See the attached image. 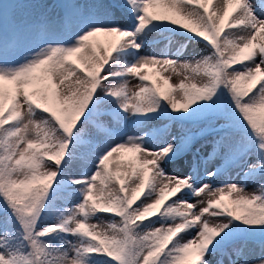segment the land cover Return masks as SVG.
I'll list each match as a JSON object with an SVG mask.
<instances>
[{"label": "snow or ice", "instance_id": "snow-or-ice-1", "mask_svg": "<svg viewBox=\"0 0 264 264\" xmlns=\"http://www.w3.org/2000/svg\"><path fill=\"white\" fill-rule=\"evenodd\" d=\"M0 264H264V0H0Z\"/></svg>", "mask_w": 264, "mask_h": 264}, {"label": "rangeland", "instance_id": "rangeland-1", "mask_svg": "<svg viewBox=\"0 0 264 264\" xmlns=\"http://www.w3.org/2000/svg\"><path fill=\"white\" fill-rule=\"evenodd\" d=\"M33 2H42V3L51 4V3L59 2V0H33ZM218 3H219V0L217 1L216 5ZM193 6L198 7L197 5H193ZM162 7L163 6H160V10H162ZM233 7H235V6L233 5ZM208 10H209V12L215 11V6H214V8H212L211 6H208ZM230 12H231V8H230ZM227 31H229V30L227 28H225V32H227ZM222 35H223V33H222ZM110 39L111 38L104 37V36H97V37L94 38L95 41H97V42H99L101 44H105ZM154 40L156 41V43H154L152 45V49L151 50L153 52H155V54H157L158 56L164 54L165 52H167L170 55L172 53H175L177 51V49L180 47V43H181V41L179 39H177L176 37H174V36L170 37V38H167V34H165L163 36L160 35V34H154ZM190 51H191V48L188 49V52H190ZM185 60H187V62H189V63L192 62L191 61V57L187 54V52L184 53L181 56V61L183 62ZM146 71L149 72V74L152 76L153 79H159V76L157 75V70L155 68H149ZM169 72H171V69H169ZM169 72H165L164 75H168ZM182 78H183L182 76L177 75L175 73H172L170 83L177 84ZM136 83H138V80L132 79L130 81V83H129V88L132 89V90H135ZM7 87H11V86L10 85H6V88ZM36 87L38 88L39 85H37ZM64 87H66L68 89H71L73 87L72 80L69 79L68 81H66ZM31 90H36V88L31 89ZM173 95H175V93ZM177 100H178V102H182V97H177ZM160 126H162V125H160ZM172 127H173V130L176 131V130H178L179 125H173ZM147 128H148L147 131H153L154 130V126H152V125L147 126ZM96 132H97V130L92 125H89L85 129L84 142L82 143V146H81V148L79 149V151L77 153V159L74 161V164L79 162V161H82L84 159V157L88 156L90 149H89L87 141L89 140V138L94 136L96 134ZM208 151L209 152L211 151L210 147H209ZM133 159H134V156L130 158L129 154L127 152L126 153H120V160L125 163V167L123 169H121L120 172H119L121 174L122 178L124 176V173L130 172V168L128 167V164H129V161H131ZM74 168L76 170H79V169H81V166L80 165H76V166H74ZM213 170H215V168H213ZM230 175L233 178V182H235V180H236L235 173L233 172ZM225 176L230 177L229 175H225ZM258 187H259V185L249 184L247 186L246 190L249 193H252V192L256 191L258 189ZM94 194H95V192H94ZM201 198H204V194L203 193L201 194V197L192 198L190 202L195 203L196 200L201 199ZM225 203L228 204L229 207L233 206V205H231L230 199H226ZM57 206L58 207H63L64 205L61 202H58ZM210 219L212 221H217L219 218L210 217ZM113 220H118V218L112 219L111 216H101L99 218H93L91 222L94 223V224H97L98 228H102L105 224H107V223H109V222H111Z\"/></svg>", "mask_w": 264, "mask_h": 264}, {"label": "bare ground", "instance_id": "bare-ground-1", "mask_svg": "<svg viewBox=\"0 0 264 264\" xmlns=\"http://www.w3.org/2000/svg\"><path fill=\"white\" fill-rule=\"evenodd\" d=\"M212 1V8H214L215 6V10H216V3L218 0H202V3L204 4V6L206 7L210 2ZM216 1V2H215ZM147 126L141 130H139V134L143 135L144 132L147 131ZM129 157H133L134 154L133 153H128ZM86 157H84V159L82 161H79L77 163L74 164V166L76 165H80L81 168L84 166L85 162H86ZM108 165H109V169L112 172H120L121 169H123L125 167V163L123 161L120 160V153H114L112 157L109 158L108 161ZM230 177L228 176H223L222 180H229ZM231 182H233V178L231 177ZM95 192V190H94Z\"/></svg>", "mask_w": 264, "mask_h": 264}, {"label": "trees", "instance_id": "trees-1", "mask_svg": "<svg viewBox=\"0 0 264 264\" xmlns=\"http://www.w3.org/2000/svg\"><path fill=\"white\" fill-rule=\"evenodd\" d=\"M167 202H170V200H169V201H166V203H167ZM233 207H234V206H233Z\"/></svg>", "mask_w": 264, "mask_h": 264}]
</instances>
